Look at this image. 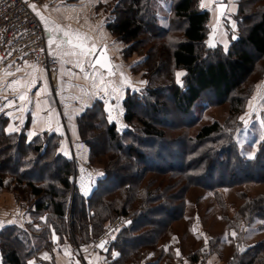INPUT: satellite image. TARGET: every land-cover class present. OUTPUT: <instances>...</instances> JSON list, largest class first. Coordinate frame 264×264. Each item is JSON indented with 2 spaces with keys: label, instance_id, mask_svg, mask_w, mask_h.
Returning <instances> with one entry per match:
<instances>
[{
  "label": "trees",
  "instance_id": "obj_1",
  "mask_svg": "<svg viewBox=\"0 0 264 264\" xmlns=\"http://www.w3.org/2000/svg\"><path fill=\"white\" fill-rule=\"evenodd\" d=\"M153 1L111 0L103 5L110 15L107 31L124 45L122 58L140 57L131 70L144 86L126 90L121 130L107 120L101 100L77 117L79 139L88 147V165L101 166L102 175L87 196L77 191L73 181L77 163L59 150L60 134L44 132L28 139L24 130L7 133L8 118L0 114V192L11 193L31 218L24 228L7 225L0 230V264H26L40 249L49 248L52 234L92 242L117 216L127 218L110 243L119 254L116 263L128 258L139 264L147 249L153 254L148 264H158L171 253L170 246H164L171 236L169 224L183 218L190 187L217 192L264 182V140L252 159L240 156L232 141L231 146L213 150L215 140L222 141L230 135L227 130L238 127L239 116L264 77V0L237 1L234 26L225 24L226 49L214 42L212 32L217 20L228 21L226 12L218 19L201 6V0H159L168 8L161 24ZM177 73L183 75L178 78ZM224 105L226 117L211 120V110ZM167 119L178 120L170 124ZM99 139L106 141L100 150L95 147ZM170 147L176 148L178 158L171 156ZM232 160L241 168L240 177L229 173ZM50 164L57 176L32 175ZM133 164L142 165L136 174L138 183L119 176ZM215 164L223 180L211 183ZM149 174L154 177L148 179ZM159 176L168 177L160 179L168 184L151 190ZM203 176L211 182H199ZM146 181L150 185L142 184ZM217 201L222 202L220 196ZM163 204H171L176 215L163 218ZM145 216L152 219L146 221ZM241 216L249 223L254 217L264 219V195L247 198L232 218ZM159 220L163 224H157ZM206 256L199 248L188 260L201 264ZM232 260L230 264H264V239Z\"/></svg>",
  "mask_w": 264,
  "mask_h": 264
},
{
  "label": "crops",
  "instance_id": "obj_2",
  "mask_svg": "<svg viewBox=\"0 0 264 264\" xmlns=\"http://www.w3.org/2000/svg\"><path fill=\"white\" fill-rule=\"evenodd\" d=\"M109 1L111 0H41V4L37 6L32 3L31 8L36 15L39 14L38 20L43 25L48 51L59 60L58 69L49 73L29 63L15 68L0 64V114L8 118L7 133L24 130L28 139L44 132L60 134L62 140L59 150L64 155L73 157L80 163V168L88 173L76 178L78 180L76 184L80 185L82 194L85 192L88 194L90 186L94 184L101 171L88 165V147L79 139L77 117L97 100H101L107 120L116 125V130H121L125 127L123 100L126 90H138L144 86V80L131 70L140 57L134 54L124 60L122 58L124 45L118 42L105 27L110 15L104 11L103 5ZM237 1L223 0V3H227L228 21L224 23L217 20L212 26V32L215 34L214 42L225 49L229 46L225 24L234 26L232 14L236 12ZM200 2L201 6L208 9L211 14V8L216 9L218 0ZM213 12L216 14L215 10ZM64 32H68L69 36L65 37ZM77 36L80 39H77ZM52 38H55V42L49 44ZM67 39H71L73 43H62ZM77 44H82L83 49L74 47ZM103 45L106 46L110 55L109 60L114 67L111 73L93 66V61ZM92 46H95L92 56L62 54L70 51L80 53ZM77 61H80L81 67L76 66ZM262 82L264 83V77L257 86L258 92ZM20 95H24L26 99L20 100ZM262 97H264L263 92L260 98ZM0 199V230L7 225L24 228L25 223L31 219L25 209L15 202L9 192H1ZM35 226L39 228V225ZM119 227L120 225H112L108 231L105 230L96 238H108L103 249H99L93 243L96 239L92 242H77L67 235L59 239L58 235L52 234L49 248L40 249L37 256L28 259L26 264L29 262L32 264H134L128 258L122 263H116L119 254L110 243L115 236L112 232ZM177 239L179 238L164 243L166 247L169 244L175 245V255L163 258L158 264L189 263L185 256L177 254L180 245ZM152 255L151 251L145 250L139 264L152 262Z\"/></svg>",
  "mask_w": 264,
  "mask_h": 264
},
{
  "label": "rangeland",
  "instance_id": "obj_3",
  "mask_svg": "<svg viewBox=\"0 0 264 264\" xmlns=\"http://www.w3.org/2000/svg\"><path fill=\"white\" fill-rule=\"evenodd\" d=\"M204 3V2H203ZM153 4L158 11L160 18V23L165 24L164 18L167 15V4H162L159 0H154ZM213 7V6H212ZM213 10L211 8V16L213 15ZM108 14V12H106ZM163 20L164 22H161ZM258 85V84H257ZM260 91L258 92L257 88L252 95V98L249 100L247 106V112L245 110L239 116V124L238 127L234 130H227L230 135L225 136L222 141H214L213 150L217 151L221 150L224 145L231 146L229 143L232 141V144L236 145L237 152L240 156H244L245 158L252 159L256 156L258 149L260 148L261 142L264 140V97L260 98L262 92L264 94V83L260 85ZM164 98L169 99L168 94L162 95ZM250 108V110H249ZM227 105L222 107L214 108L210 112V119H218L221 120L226 117ZM143 112L147 114L146 109H143ZM243 117V121L241 118ZM163 119V117L159 118ZM165 120V119H164ZM163 120V121H164ZM178 120V119H176ZM176 120L167 119L170 124L176 122ZM247 122L245 125L244 122ZM193 133V130L191 131ZM234 141V142H233ZM106 142L104 139H99L96 141V149L100 150L104 148ZM225 146V147H226ZM168 149V148H165ZM164 149V150H165ZM176 148L170 147L169 150L172 151L171 156H177L174 159L178 158V153L173 152ZM262 149V148H261ZM176 151V150H175ZM235 151V150H234ZM163 152V151H162ZM180 152V151H178ZM215 156V152H213V157ZM221 155H219L220 159ZM73 158V157H72ZM74 159V158H73ZM180 159V156H179ZM75 161V160H74ZM219 161V160H218ZM78 165L76 169V174L73 177L76 183L78 180L75 178L80 177L81 175L88 174L85 173L82 168H80V163L75 161ZM214 162V160H213ZM57 166V165H56ZM92 166V165H91ZM142 165H132V168L129 171L119 173L121 178H128L134 182L138 183L139 177H137V172ZM100 164L98 166H93L94 169L100 170ZM80 168V169H78ZM241 168L237 167L232 160L231 168L229 169V173L240 174ZM99 172V171H98ZM38 174H42L43 176H57L54 171L53 165H47L44 170H35L33 172V176H39ZM223 173L220 170V167L215 164V177H213L212 182L210 178L201 177L198 178L199 182L204 184H209L208 182L215 183L219 179L223 180L221 177ZM154 176L148 175L149 178H153ZM240 177V175H239ZM168 177L159 176L156 181L151 184V190L157 188L158 185L164 186L168 184L166 181H161L160 179ZM88 179V178H87ZM148 182H143L142 184L145 186L150 185ZM77 186V191L82 194V190L80 189L79 184H75ZM82 186V184H81ZM91 188V186H90ZM164 188V187H163ZM161 188V189H163ZM8 192V191H1ZM0 192V193H1ZM90 193V190L88 194ZM216 193V194H215ZM11 194V193H10ZM84 196H87L83 194ZM259 195H264V182H251L246 184H238L236 186L227 188L222 187L217 190V192L213 190H207L203 187L192 186L186 191V208L184 212V216L182 219H178L176 221H171L169 224V229L171 231V236L168 239L169 242L176 241V237L178 241H180V245L178 246L179 255H183L188 259V255H190L193 251L197 249H203L207 256L205 260L202 261L201 264H230L233 262V257L235 259H239V254L242 251L254 244L257 241L264 239V219H260L258 217L252 218V221L246 222L244 216L232 218L234 213L241 208V206L247 203V198H256ZM12 196V194H11ZM220 196L221 201H217V197ZM13 197V196H12ZM1 200V199H0ZM221 208H220V206ZM172 205L163 204L160 208V213L163 218L170 216L174 217L176 213L171 212ZM171 215H170V214ZM226 215V217H224ZM127 217L125 216H117L114 221L109 225L106 231L109 230L112 225H122ZM225 218L228 219L225 221ZM151 216H145L144 220H151ZM233 219L234 222H231ZM157 221V224H163ZM263 228V230H262ZM116 230L112 232L115 234ZM235 233V237L233 236ZM103 234V233H102ZM87 242V241H82ZM126 244V243H125ZM170 246V256L176 253V247L173 244H169ZM211 249V251L209 250ZM147 250V249H144ZM142 254L144 256V252ZM176 254V255H177ZM142 256V258H143ZM141 258V259H142ZM188 262V261H187ZM187 264H190L187 263Z\"/></svg>",
  "mask_w": 264,
  "mask_h": 264
},
{
  "label": "built area",
  "instance_id": "obj_4",
  "mask_svg": "<svg viewBox=\"0 0 264 264\" xmlns=\"http://www.w3.org/2000/svg\"><path fill=\"white\" fill-rule=\"evenodd\" d=\"M32 3L37 6L41 0H0V64L15 68L29 63L52 73L59 60L48 51L44 28Z\"/></svg>",
  "mask_w": 264,
  "mask_h": 264
},
{
  "label": "water",
  "instance_id": "obj_5",
  "mask_svg": "<svg viewBox=\"0 0 264 264\" xmlns=\"http://www.w3.org/2000/svg\"><path fill=\"white\" fill-rule=\"evenodd\" d=\"M216 8V14H217V18L220 19L226 12L227 9V3H217L215 5ZM110 59V55L107 52L106 46L103 45L101 47V49L99 50V52L97 53L95 60L93 61V66H97L99 67L101 70H103L104 72L107 73H111L113 71V64L111 62ZM126 225L129 224V221H126L125 223ZM102 242L104 243V246L107 244L108 242V238L107 237H103L96 245V247H98L99 249H103V247H100L99 245H101Z\"/></svg>",
  "mask_w": 264,
  "mask_h": 264
},
{
  "label": "snow or ice",
  "instance_id": "obj_6",
  "mask_svg": "<svg viewBox=\"0 0 264 264\" xmlns=\"http://www.w3.org/2000/svg\"><path fill=\"white\" fill-rule=\"evenodd\" d=\"M218 2H219V3H223V0H218ZM37 15H39V14L37 13ZM56 31L58 32L59 29H57ZM63 35H64L65 37H68V36H69V33H68V32H64ZM77 39H80V37L77 36ZM54 42H55V38H52V39L49 40V44H52V43H54ZM62 43H65V44H72L73 41H72L71 39H67V40H63ZM58 47H59V45H58ZM74 47H79V48H82V49H83V45H82V44L74 45ZM94 47H95V46H92V47H90V48L84 49V50H82L80 53H76V52L70 51V52H66V53H62V54H63V55H82V56H92V55H93ZM76 66H77V67H81L80 61H77ZM81 70H83V69L81 68ZM181 75H183V73H177V77H178V78H179V76H181ZM177 82L179 83V79H178ZM102 90H104V89H102ZM19 99H20V100H25L26 97H25L24 95H20V96H19ZM241 120L243 121V117L241 118ZM244 123H245V125H247V122H246V121H245ZM101 175H102V174H101ZM85 195H87V192H85ZM235 235H236V234L233 233V236H234V237H235ZM54 238H55V237H54ZM104 243H105V242H102L101 245H99V246H100V247H103V246H104ZM114 255H115V254H114ZM29 264H32V262H29Z\"/></svg>",
  "mask_w": 264,
  "mask_h": 264
}]
</instances>
